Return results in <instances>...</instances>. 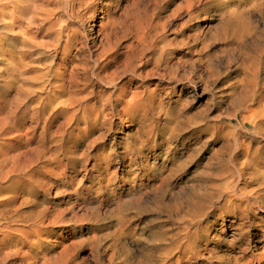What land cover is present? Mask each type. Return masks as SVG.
<instances>
[{
  "label": "rangeland",
  "instance_id": "rangeland-1",
  "mask_svg": "<svg viewBox=\"0 0 264 264\" xmlns=\"http://www.w3.org/2000/svg\"><path fill=\"white\" fill-rule=\"evenodd\" d=\"M42 2L35 48L0 24V264H264V0ZM63 67L81 104L50 103Z\"/></svg>",
  "mask_w": 264,
  "mask_h": 264
},
{
  "label": "bare ground",
  "instance_id": "bare-ground-1",
  "mask_svg": "<svg viewBox=\"0 0 264 264\" xmlns=\"http://www.w3.org/2000/svg\"><path fill=\"white\" fill-rule=\"evenodd\" d=\"M39 1H41V0H38V2ZM26 3L28 2V4L29 5H27L26 6V8L27 9H22V12H23V14L25 13V16L22 18L21 17V8H22V5H21V0H0V24H3V27H4V29L5 30H7L8 32H9V35H8V37H7V39H8V41H11L12 43L13 42H15L16 40H20L21 39V41L23 40L24 41V43L25 44H23L24 46L25 45H31L32 47L35 45V46H37V42H36V37L35 38H33L32 37V34L34 33V34H36L35 32H36V30H38L37 28H35V31L32 33V28L33 27H31V25H28V26H26L25 25V23H33V22H37V20H39V19H41V18H44V16L46 17L47 16V14H46V12H44L45 10H47L48 11V8H46L44 11H43V13L45 14L44 16H42L41 15V12H40V8L41 9H44L41 5H39L38 4V2L36 1V0H27V1H25ZM43 2H44V0H43ZM42 2V3H43ZM44 4V3H43ZM41 6V7H40ZM44 6V5H43ZM47 7V6H46ZM50 10V9H49ZM53 12V11H52ZM51 12H49V14H50ZM22 18V19H21ZM45 19V18H44ZM43 20V19H42ZM46 20V19H45ZM41 21V20H40ZM48 21V20H47ZM39 22V21H38ZM42 24H44V23H40V26H42L43 27V25ZM36 26V25H35ZM111 26H114V25H111ZM37 27V26H36ZM42 27H40V28H42ZM46 28V27H45ZM40 30V29H39ZM46 30V29H45ZM47 30H49V29H47ZM110 30V29H109ZM111 31V30H110ZM114 32V31H113ZM112 32V33H113ZM2 33V32H1ZM110 35L112 34V33H110V32H108ZM109 34H107V39H106V41H107V47H104V49L102 50V52H101V56H102V58L103 57H105L106 58V60H107V58L108 57H110L111 56V58H112V54H115V53H113V52H118V50H119V48H120V43H121V38H116V40H112V38L109 36ZM115 34H116V32H115ZM114 34V35H115ZM6 35V36H7ZM37 35V34H36ZM59 35H61V34H59ZM35 36V35H34ZM42 36V35H41ZM58 36V35H57ZM62 36V35H61ZM45 37V36H44ZM65 37V36H64ZM106 37V36H105ZM114 37V36H113ZM1 38V37H0ZM38 38V37H37ZM62 38V37H61ZM104 38V37H103ZM43 39V38H42ZM6 40V39H5ZM40 40V39H39ZM45 40V39H44ZM59 40H60V37H59ZM62 40V39H61ZM74 40V39H73ZM72 39L71 40H67V41H65V44L64 45H62L61 44V47L62 48H59V47H57V48H59V50H61L62 51V53H63V57H66V58H69V57H71V53H72V49H73V42H75V41H73ZM19 42V41H18ZM4 43V42H3ZM8 43H10V42H8ZM41 43H44L43 42V40H42V42ZM14 44V43H13ZM18 44V43H17ZM17 44H15V45H17ZM45 44V43H44ZM58 44V43H57ZM5 45H6V43H5ZM12 45V44H11ZM22 45V46H23ZM56 45V44H55ZM59 45V44H58ZM17 46H19V44L17 45ZM44 46H46V45H44ZM43 46V47H44ZM9 47V46H8ZM10 47H12V46H10ZM29 48H30V46H28ZM41 47V46H40ZM42 47V48H43ZM56 47V46H55ZM102 47V46H101ZM19 48V47H18ZM33 48H35V47H33ZM47 48V47H46ZM51 48V47H50ZM57 48H55L56 50H57ZM81 48V47H80ZM79 48V49H80ZM126 48H127V52H128V54L125 56V62H126V65L127 64H131V63H133V61H134V59H136L137 60V58L135 57L136 56V52H137V54H140V53H143V52H145V49H142L141 51H138L137 49L138 48H135L134 46H133V44H129V45H127L126 46ZM3 49V48H2ZM9 49H12V48H9ZM22 49V48H21ZM25 49V48H24ZM82 49V51H83V48H81ZM85 49V48H84ZM13 50V49H12ZM27 50V49H26ZM41 50V49H40ZM76 51H77V49H75ZM24 51V50H23ZM29 51H32V50H29ZM28 51V53H30ZM53 51V50H52ZM79 51V50H78ZM81 51V50H80ZM10 52V51H9ZM12 52V51H11ZM34 52H36V50L34 51ZM84 52V51H83ZM126 52V53H127ZM6 53H7V51H6ZM15 53V52H14ZM13 53V54H14ZM25 53V52H24ZM52 53V52H51ZM54 53V52H53ZM0 54H1V52H0ZM26 54V53H25ZM56 54H57V52H56ZM76 54V53H75ZM146 54V53H145ZM24 55V54H23ZM32 55V54H31ZM98 55V54H97ZM118 55V54H117ZM125 55V54H124ZM11 56H12V54H11ZM14 56V55H13ZM24 56H27V55H24ZM30 56V55H29ZM75 56V55H74ZM118 56H120V55H118ZM140 56V55H139ZM8 57V56H7ZM14 58V57H13ZM73 58V57H72ZM76 58V57H75ZM119 58V57H118ZM0 59H2L1 57H0ZM28 59V58H27ZM115 59V58H114ZM113 60V59H112ZM1 61V60H0ZM2 61L4 62V63H6L7 64V66L8 65H11L12 66V69H13V76L14 77H18V78H25V72H26V70L24 71V67L26 66V65H24V66H21V65H17V64H15V65H12V62H10V59H7L6 57H5V55L3 54V59H2ZM76 61V60H75ZM86 61V60H85ZM100 61V60H99ZM102 61V60H101ZM105 61V60H104ZM103 61V62H104ZM114 61V60H113ZM3 63V64H4ZM31 63V62H30ZM68 63V62H67ZM83 63V62H82ZM82 63H80V65L82 64ZM87 63V62H86ZM85 63V64H86ZM19 64V63H18ZM65 64V63H64ZM73 64V63H72ZM77 64H78V62H77ZM101 64V63H100ZM124 64V63H123ZM29 65V64H28ZM31 65V64H30ZM79 65V64H78ZM90 65V64H89ZM104 65V64H103ZM6 66V67H7ZM65 66V65H64ZM76 66V65H75ZM100 66V65H99ZM3 67H5V66H3ZM30 67V66H29ZM71 67V66H70ZM89 67V66H88ZM1 68V67H0ZM76 68H77V66H76ZM94 68V67H93ZM97 68V67H96ZM95 68V69H96ZM100 68V67H99ZM102 68V67H101ZM2 69V68H1ZM56 69V68H55ZM73 69H74V67H73ZM73 69H71V70H69L68 69V67L66 68V67H63V72H61V73H59V72H57V70H59V69H57L56 70V73H55V77L58 75V78H56V83L55 84H53L52 83V85H54V87H53V89H52V94L54 95V96H52V99H51V102L50 103H52V104H54L55 103V105L57 104V105H68L69 107H72V105H74L75 103H82V98H79V95H81L82 93L83 94H85V92L86 91H88L87 89H88V85H87V83H85V81H86V77L85 78H81V76H79V75H77L76 73L77 72H80V71H77L76 73L74 72V70ZM78 69V68H77ZM82 69V68H81ZM61 70V71H62ZM88 70H89V68H88ZM102 70V69H101ZM2 71V70H1ZM28 72H29V70H27ZM31 71V70H30ZM84 72H85V70H83ZM114 72V71H113ZM133 72V71H132ZM1 73V72H0ZM98 73V72H97ZM28 74V73H27ZM30 74V73H29ZM28 74V75H29ZM79 74V73H78ZM93 74V73H92ZM113 73H111L110 75H112ZM51 75H53L52 73H51ZM81 75V74H80ZM85 75V74H84ZM83 75V76H84ZM96 75H99V73L98 74H96ZM95 74H94V76H96ZM110 75H108L107 77H105L104 79H106V82H112V84H114L116 81H115V79H116V77L114 78V76H115V74L113 75V77L112 76H110ZM117 75V74H116ZM5 76V75H4ZM30 76V75H29ZM91 77V76H90ZM99 77H101V76H99ZM5 78V77H4ZM1 79V78H0ZM117 79H118V77H117ZM17 80H20V79H17ZM26 80V79H25ZM53 80V79H52ZM59 80V81H58ZM83 80V81H82ZM103 79H101V81H102ZM6 82H7V80H6ZM23 83H24V80L22 81ZM30 82V81H29ZM9 83H12V82H9ZM8 83V84H9ZM20 83V82H19ZM31 83V82H30ZM5 84V83H4ZM3 84V85H4ZM7 84V83H6ZM5 84V85H6ZM50 84V83H49ZM5 85H4V87H5ZM12 85V84H11ZM24 85H26V84H24ZM83 85V86H82ZM7 86V85H6ZM15 86V85H14ZM13 86V87H14ZM32 86V85H31ZM31 86L30 87H28L27 86V88H31ZM82 86V87H81ZM3 87V86H2ZM16 87V86H15ZM24 87V86H23ZM11 88V87H10ZM3 89V88H2ZM6 89V88H5ZM4 89V90H5ZM7 89H8V87H7ZM17 89V88H16ZM44 89H45V87H44ZM50 89V90H51ZM12 90V89H11ZM10 90V91H11ZM48 90V89H47ZM46 90V91H47ZM19 91H20V89H19ZM21 91H25V89L24 90H21ZM37 91V90H36ZM38 91H39V89H38ZM40 91H42V90H40ZM117 91L118 92H122V94H120L121 96H122V98H123V100L128 96V95H130L128 92H126V90H125V88L123 89V87L122 88H117ZM2 92V91H1ZM43 92V91H42ZM45 92V91H44ZM43 92V93H44ZM9 93V92H8ZM7 92H6V95L8 94ZM22 93V92H21ZM88 92H86V94H87ZM5 94V93H4ZM16 94V93H15ZM20 94V93H19ZM24 94L26 95L27 93H25V92H23V96H24ZM39 94V93H38ZM51 94V95H52ZM90 94V93H89ZM5 95V96H6ZM21 95V94H20ZM34 95V94H33ZM36 95V94H35ZM92 95V94H91ZM95 95V94H94ZM1 96H3V94L1 95ZM0 96V97H1ZM8 96V95H7ZM48 96V95H47ZM46 96V97H47ZM31 97H32V95H31ZM88 97V96H87ZM87 97H85V98H87ZM91 97V96H90ZM89 97V98H90ZM138 96L137 95H133L132 97H131V99H129L128 101H126L125 102V107L123 108V111H128V110H130L131 108H132V102H134L135 100H136V98H137ZM3 98H4V96H3ZM50 98V97H49ZM88 98V99H89ZM1 99V98H0ZM22 99H25V98H22ZM36 99V98H35ZM7 100V99H6ZM30 100V99H29ZM36 100H38V99H36ZM86 100V99H85ZM21 101V100H20ZM21 102H24V101H21ZM34 102V101H33ZM38 102V101H37ZM39 102H40V99H39ZM84 102V101H83ZM89 102V101H88ZM14 103V102H13ZM13 103H12V106H13ZM20 103V102H19ZM42 103V102H41ZM80 103V104H81ZM5 104V103H4ZM10 104V103H9ZM39 104V103H38ZM48 104V103H47ZM51 104V105H52ZM50 105V104H49ZM54 105V106H55ZM6 106V105H5ZM7 106H9V105H7ZM7 106H6V108H7ZM18 106V105H17ZM43 106V105H42ZM45 106H46V104H45ZM39 107H41V104H40V106ZM48 107V106H47ZM51 107V106H50ZM49 108V107H48ZM54 108V107H53ZM85 108H86V106H85ZM41 109V108H40ZM68 109V108H67ZM77 109V108H76ZM88 109H90V108H88ZM43 110V109H42ZM41 110V111H42ZM46 110V109H45ZM61 110V109H60ZM48 111V110H47ZM50 111V110H49ZM51 111H53V110H51ZM55 111V110H54ZM53 111V112H54ZM89 111V110H88ZM40 112V111H39ZM44 112V111H43ZM52 112V113H53ZM57 112V111H56ZM51 113V112H50ZM70 113H71V111H70ZM87 113V112H86ZM90 113V112H89ZM45 114V113H44ZM55 114V113H54ZM53 115V114H52ZM51 116V115H50ZM55 116H58V115H55ZM6 117V116H5ZM71 117H73V116H71ZM5 119H8V118H5ZM21 136V135H20ZM8 146V145H7ZM9 148V147H8ZM4 154H5V152H3ZM4 154H2V155H4ZM19 155V154H18ZM22 155V154H21ZM24 155V154H23ZM7 157V156H6ZM25 157V156H24ZM41 157H42V155H41ZM13 158V157H12ZM11 157H10V159H12ZM15 158H16V156L13 158L14 160H15ZM17 158H19V157H17ZM6 159H8L9 160V158H5V155L4 156H1L0 155V173L2 174V177H3V180H7L9 177H11L12 175H14L13 173H14V171H13V173H10V174H8V171L6 172L5 171V169H3V162L6 160ZM19 159H22V158H19ZM8 160H6V161H8ZM22 161V160H21ZM10 162H11V160H10ZM15 163H17L18 164V162H16V161H14ZM8 163H9V161H8ZM22 164H21V166L25 169L26 168V166L24 167V164L23 163H25V162H21ZM4 164L6 165L7 164V162L5 163L4 162ZM16 164V165H17ZM7 166H8V164H7ZM10 167H12L11 165H9ZM20 166V165H19ZM6 167V166H5ZM9 168V167H8ZM7 168V169H8ZM15 168H17V167H15ZM9 169H11L12 170V168H9ZM8 169V170H9ZM27 171V170H26ZM25 172V171H24ZM28 173V172H27ZM21 174H26V173H21ZM15 175H16V173H15ZM21 177V176H20ZM17 178H19V177H17ZM16 180V179H15ZM10 181V180H9ZM8 184V183H7ZM1 191V190H0ZM0 193H2V192H0ZM3 194V193H2ZM0 196H1V194H0ZM7 197V196H6ZM2 198H5V195H4V197H2ZM1 199V198H0ZM5 201V200H4ZM0 202H1V200H0ZM7 202H8V200H7ZM2 203H3V201H2ZM8 204V203H7ZM9 205V204H8ZM7 205V206H8ZM1 206V205H0ZM5 207H6V204L4 205ZM4 206H3V208H4ZM9 207V206H8ZM2 211V210H1ZM16 215V214H15ZM17 215H19L18 213H17ZM23 215V214H22ZM22 215H20V216H22ZM5 214L3 213V212H1L0 213V221H1V219H3V221L4 220H6L5 218ZM13 218V217H12ZM8 219V218H7ZM9 221V220H8ZM8 224H9V222H8ZM7 224V225H8ZM1 232V231H0ZM7 234V233H6Z\"/></svg>",
  "mask_w": 264,
  "mask_h": 264
}]
</instances>
